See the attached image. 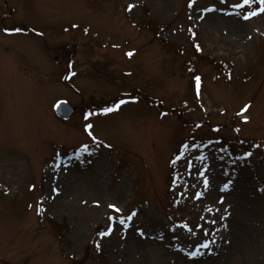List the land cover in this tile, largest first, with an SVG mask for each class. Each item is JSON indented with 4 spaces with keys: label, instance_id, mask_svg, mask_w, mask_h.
Wrapping results in <instances>:
<instances>
[{
    "label": "rangeland",
    "instance_id": "1",
    "mask_svg": "<svg viewBox=\"0 0 264 264\" xmlns=\"http://www.w3.org/2000/svg\"><path fill=\"white\" fill-rule=\"evenodd\" d=\"M262 9L0 0V264H264Z\"/></svg>",
    "mask_w": 264,
    "mask_h": 264
},
{
    "label": "snow or ice",
    "instance_id": "2",
    "mask_svg": "<svg viewBox=\"0 0 264 264\" xmlns=\"http://www.w3.org/2000/svg\"><path fill=\"white\" fill-rule=\"evenodd\" d=\"M244 2H245V3H248L249 0H244ZM261 2H264V0H261ZM134 7H135V5H129V11H131L132 8H134ZM209 10L211 11L212 9H209ZM262 11H264V9H262ZM253 14H255V13H253ZM246 18H247V17H246ZM17 31H19V30H17ZM128 55H129V56H132L133 53H128ZM73 75H74V73H73ZM195 79H196L197 88H198V87H199V83H200V77L197 76ZM123 103H125V101L122 100V101L119 102V104L115 105L113 108H106V109H104V112H105V113H109V112H112V111H114V110H119L120 105L123 104ZM248 107H250V106H246L245 109H244V111H247V108H248ZM91 115H93V113L89 112V113L86 115L85 119H87V118L90 117ZM91 128H92V125H91V124L87 125V129L90 130ZM90 134H91V133H90ZM248 155H251V154L249 153ZM225 187H227V185H226ZM111 207L115 208L114 205L111 206ZM115 210H116V211H120L119 209H115ZM129 219H131V217H129ZM121 222L123 223V221H121ZM109 234H110V232H105V233H101V236L109 235ZM99 247H100V245L97 244V248H99ZM203 247H207V245L205 244V245H203ZM192 255H196V253H193Z\"/></svg>",
    "mask_w": 264,
    "mask_h": 264
},
{
    "label": "water",
    "instance_id": "3",
    "mask_svg": "<svg viewBox=\"0 0 264 264\" xmlns=\"http://www.w3.org/2000/svg\"><path fill=\"white\" fill-rule=\"evenodd\" d=\"M77 108L73 107L72 105H70L67 102H61L59 103V105L57 106V113L60 117L62 118H69L71 117L73 114L76 113Z\"/></svg>",
    "mask_w": 264,
    "mask_h": 264
}]
</instances>
